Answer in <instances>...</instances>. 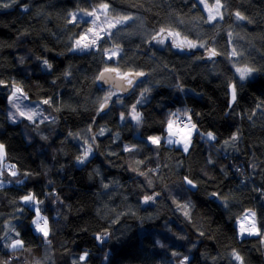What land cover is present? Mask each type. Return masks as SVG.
<instances>
[{
    "label": "trees",
    "instance_id": "1",
    "mask_svg": "<svg viewBox=\"0 0 264 264\" xmlns=\"http://www.w3.org/2000/svg\"><path fill=\"white\" fill-rule=\"evenodd\" d=\"M102 4H108L106 17L130 19L109 28L112 35L91 50L73 51L90 24L72 22L69 14ZM221 4L223 19L209 21L199 0H0V143L8 165L19 170L12 177L7 168L2 177L0 264H239L234 252L244 264H264V105L257 107L264 100V0ZM161 29L213 47L221 57L180 50L171 36L158 44L153 36H168ZM236 65L261 71L243 89L237 83L233 103L228 93ZM106 67L145 75L125 94L100 84ZM16 84L30 101H51L41 103L46 119L8 123ZM133 105L140 125L131 118ZM176 109L188 110L197 127L188 152L148 139L168 132ZM28 124L48 139L29 130L26 143ZM85 141L93 153L79 164L74 158ZM45 166L52 169L47 178ZM29 193L43 201L38 207L48 218V240L32 224L36 206L21 199ZM247 210L255 211L262 235H240L236 222ZM17 239L22 249L7 247Z\"/></svg>",
    "mask_w": 264,
    "mask_h": 264
},
{
    "label": "snow or ice",
    "instance_id": "2",
    "mask_svg": "<svg viewBox=\"0 0 264 264\" xmlns=\"http://www.w3.org/2000/svg\"><path fill=\"white\" fill-rule=\"evenodd\" d=\"M200 2L202 4H205V0H200ZM3 7H10L9 4H4ZM205 7L207 8L208 6L205 4ZM215 9H216V14L213 15L212 14V8H208L209 11V21H215L217 19V17H219L220 19H223V15L222 13L219 11L222 7L223 4H221V0H215V5H214ZM101 8L104 10L108 9V4H102ZM71 17V21L75 22L76 21V17H77V13L73 12L69 14ZM86 16H90V17H94L93 20H91L92 24H96V20L98 19V17L96 16V12L92 11V12H86L85 13ZM237 19H244V17H242L240 15L239 12H237L236 14ZM130 19V17H121L119 19L116 20L115 23H110L109 27H116L117 24H122L124 23L126 20ZM88 33H93V38L88 41V37H87V33H85V35L81 36L79 39L75 40V47L72 49L73 51L79 50V51H85V50H91L93 47L97 46L98 41L103 39L104 37L100 36L99 33H96L94 31V29L89 28L87 30ZM167 32L168 36L171 37H175V36H179V33H174L171 31H168L167 29H161V33ZM105 35L106 36H111L112 33L105 31ZM166 38H161V39H157L156 36L152 37V40L155 41L158 44H164ZM88 41V42H85ZM151 43V41H149ZM172 45L178 49L183 50L184 48H188V49H192V48H205V50L208 53L207 58L209 60H213L214 57H216L217 55H219V53L216 51L215 48H208L206 47L204 44H197L191 40H187L185 38V40L183 41H177L176 39L172 40ZM104 51H108L107 49H104ZM117 55L116 51L112 52V55L108 57V59H112L114 56ZM231 57H236L238 55L237 51L235 49H232L231 51ZM44 65L47 68H51L52 65L49 64V62L47 60L43 61ZM261 71L260 69H255L253 67L250 66H242V67H236L235 68V74H234V81L233 83H231L229 85V96H230V101L235 103L237 100V95H238V87H237V83H239V89H243L245 84V81H248L255 72ZM117 73V75H120L119 73V69L117 68H109L106 67L104 69V73ZM104 73H101L100 76L98 77L99 80H104ZM65 75H68V73L66 72ZM130 74L125 73L123 74L122 78L127 79V77ZM137 76H144L145 73L143 72H139L136 73ZM238 78V79H237ZM3 81H0V84H3ZM127 83L129 85L132 84V80L131 79H127ZM13 91L10 94L9 97V103L16 109V112L19 114L20 117H24L29 121L35 122V117L37 115H40L38 110H21V104L19 103V101L23 98V99H27V94L24 92L23 88L16 84L13 85ZM146 92L148 91L147 89L145 90ZM112 92H109V97L112 95ZM143 95V94H142ZM109 97H105V104L101 105L100 110L103 111L104 107L106 106L107 100L109 99ZM142 101H137V103H141ZM40 103L43 104H51V101L49 99H44L43 101H40ZM264 105V100L260 101V104L257 105V107H260ZM59 110V109H57ZM184 115L188 116V120L187 123H185L183 125V128H180L177 126V122L175 119H169L168 121V136L169 139L167 140V142L169 144H172L174 141L173 139H171V137L174 136H178L179 139L175 141V143L182 145L183 147V151L184 152H188L189 151V147H190V143H191V137L193 135L194 132L197 131V127L196 124L192 122V117L190 115H188V110H185ZM171 116L175 117L177 116V113H171ZM131 118L133 120L136 121L137 125H140L142 123V117L141 114L137 112L135 105H133L132 110H131ZM10 119L15 120V114H13ZM42 119H46L44 117H42ZM121 119H125V117L122 115ZM104 129L100 130V135H104ZM207 138L209 140H215L216 137L212 132H208L207 134ZM149 141L154 144V145H159L161 142V137L159 136H150L148 137ZM239 139V134L237 133V135L232 137V141L235 142L236 140ZM86 143V147L83 150L82 155H80L78 157V162L81 164L86 163V161L88 160L89 156L93 153V145L90 143H87V141H85ZM225 143H228L227 141ZM126 151H133V148L130 147H126L125 148ZM7 152L5 149V145L3 143H0V160H2L4 157H6ZM138 163H142V162H138ZM0 174H2V170H0ZM141 175H145V173H140ZM9 175H11L12 177H15L17 175L16 171H13L12 168L10 167V171H9ZM25 175H28V173H25ZM185 182L187 185L191 186V187H196V185L194 184V182L189 179L188 177L184 178ZM16 183H22L21 181H15ZM3 181H0V187L3 186ZM151 183V181L149 182ZM105 187H107V185H105ZM22 201L25 204H31L35 207V219L32 221V224L36 230V232L40 233L42 235V237L44 239H47V237L49 236V223H48V218L46 216H42L40 209L38 207L39 204L43 203V201H40L37 199L36 195L34 193H29L27 195H24L23 197H21ZM156 199L155 195H147L144 197V202L148 203L151 201H154ZM182 207H187L186 205L182 206ZM188 213H185V215H187ZM255 216L256 213L255 212H251L250 216L248 214L245 215L244 220H249L250 223L248 224V226H245V224L242 222L240 225V235L243 236L244 234H248V235H262L260 229L257 227L256 222H255ZM17 236H19V233H16ZM107 235L102 234V237ZM50 243V241H48ZM7 247H9L12 250H17V249H22L24 247V241L17 239L14 240L12 243L8 244ZM233 257L235 258L236 261L239 262V264H244V259L243 257L239 254V253H232ZM81 260L85 259L84 256L80 257ZM3 264H9L8 261H4Z\"/></svg>",
    "mask_w": 264,
    "mask_h": 264
},
{
    "label": "rangeland",
    "instance_id": "3",
    "mask_svg": "<svg viewBox=\"0 0 264 264\" xmlns=\"http://www.w3.org/2000/svg\"><path fill=\"white\" fill-rule=\"evenodd\" d=\"M199 2H200V0H199ZM201 3V2H200ZM202 4V3H201ZM205 4L208 6L207 8L205 7ZM205 4H202V6L205 8V10L207 11V14H208V16H209V11H208V8H212V14L213 15H215L216 14V9H215V7H214V5H215V0H205ZM101 7H96V8H92V9H90V10H80V9H74L71 13H73V12H75V13H77V17H76V21L75 22H77V21H84V22H89V27H88V29L89 28H92V29H94V31L96 32V33H99L100 34V36H102V34H104L103 35V37L104 36H106L105 35V31H108V29L110 28L109 27V24L110 23H115L116 22V20L117 19H119V18H113V17H106L104 14H103V11H105L104 9H100ZM92 11H95L96 12V16L98 17V19L96 20V24H92L91 23V20H93L94 19V17H90V16H86L85 15V13L86 12H92ZM221 13H222V11H221V9L219 10ZM217 19H220L219 17H217ZM126 22V21H125ZM85 33H87V37H88V41H90L92 38H93V33H88L87 32V30H86V32ZM85 33H84V35H85ZM161 38H164V36H161L160 37V39ZM165 38H169V36H166ZM174 39H176L177 41H183V40H185V38H183V37H180V36H175L174 37ZM88 41H85V42H88ZM191 41H193V40H191ZM193 42H195V43H197V44H200L199 42H197V41H193ZM205 45V44H204ZM206 47H208V45H205ZM197 48H200V47H197ZM197 48H192V49H188V48H184L183 50H193V49H197ZM117 48H115L114 50H110V52H109V55L111 56L112 55V52L113 51H116L117 53H118V51L116 50ZM202 50H205V48H201ZM181 50V49H180ZM243 65H236L235 67H234V71H235V68L236 67H242ZM245 66V65H244ZM46 67V66H45ZM47 68V67H46ZM47 69H50V68H47ZM124 74V73H123ZM123 74H121L120 73V75H123ZM253 76H254V74H253ZM252 76V77H253ZM251 77V78H252ZM12 91H13V88H12ZM10 97V96H9ZM19 103L21 104V107L22 108H32L33 110H38L39 111V113H40V115H37L35 118H37V117H44V113L42 112V108H41V103L39 102V101H30V100H28V98L27 99H21L20 101H19ZM183 109H185V108H183ZM183 109H176L175 110V113H177V116H175V120H176V122H177V126L178 127H180V128H183L182 127V125L180 124V122H178V120H177V118L178 117H180L181 115H184V113H185V111L183 112L182 110ZM7 110H8V113L9 112H14L15 111V109H13L12 107H11V104L9 103V99H8V107H7ZM186 116V115H185ZM21 118H23V117H20V119ZM187 118H188V116H187ZM180 119V118H179ZM192 122H193V120H192ZM194 123V122H193ZM153 136H159V137H161V140H165L166 142H167V140L169 139V136H168V132H166L164 135H153ZM193 136V135H192ZM171 139H173V143L172 144H175V145H177V146H180V144H177V143H175V141L176 140H178L179 139V137L178 136H174V137H171ZM191 140H192V137H191ZM168 143V142H167ZM169 144V143H168ZM172 144H170V145H172ZM182 146V145H181ZM3 164H9V162L7 161V159H6V157H4L2 160H0V165H3ZM153 195H155V197H156V194H153ZM142 201H143V203L144 204H148V203H150V202H148V203H145L144 202V198L142 199ZM151 202H153V201H151ZM251 212L252 211H245L241 216H240V218L237 220V225L239 226V229H240V225H241V223L243 222L244 224H245V226H248V224L250 223V221L249 220H244V217H245V215L246 214H248L249 216H250V214H251ZM255 219V222H256V225H257V221H256V218H254ZM257 227H258V225H257ZM240 232V231H239ZM245 235H248V234H245ZM244 236V235H243ZM45 240H48V239H45ZM82 255L84 256L85 255V257H86V255H87V253H86V251H83L82 252Z\"/></svg>",
    "mask_w": 264,
    "mask_h": 264
},
{
    "label": "clouds",
    "instance_id": "4",
    "mask_svg": "<svg viewBox=\"0 0 264 264\" xmlns=\"http://www.w3.org/2000/svg\"><path fill=\"white\" fill-rule=\"evenodd\" d=\"M20 63L21 64H23L24 63V60H23V58L21 59V61H20ZM44 64V63H43ZM0 81H2V80H0ZM4 82V81H3ZM121 92V91H120ZM28 98V97H27ZM11 107L13 108V109H15L12 105H11ZM21 110H33L32 108H22L21 107ZM13 114H15V120H13V119H10V117L13 115ZM7 121H8V123L9 124H12L13 126H15L17 123H20L21 121H20V116H19V114L16 112V109H15V111L14 112H9L8 114H7ZM33 124L35 123V122H32ZM55 123H56V120L55 119H53L52 120V124L53 125H55ZM0 127H3V125H0ZM29 130H31V131H34V132H37L39 135H40V137H41V139L42 140H47L48 139V136H46V135H44V133L42 132V131H40L39 130V128H32L31 127V124H28V125H24V127L22 128V133H23V135H24V138H25V142L26 143H30L31 142V136H30V134H29ZM80 155H77L74 159L78 162V157H79ZM54 159H55V157H53ZM79 163V162H78ZM79 164H81V163H79ZM12 168V170L13 171H16V173L18 174V172H19V170L17 169V168H15V166H13V165H7V164H3V165H0V170H2V174H0V181H3V179H2V177H4L5 175H7V172L5 171V169H7V168ZM63 165H61L60 166V169L59 170H62L63 169ZM52 171V169L50 168V167H47V166H45V170H44V176L47 178L48 176H49V173ZM25 175V174H24ZM29 175V174H28ZM17 176V175H16ZM15 176V177H16ZM16 181H21L22 183H23V181L22 180H19V179H17ZM48 182L49 183H53V181L51 180V179H49L48 180ZM19 184V183H18Z\"/></svg>",
    "mask_w": 264,
    "mask_h": 264
},
{
    "label": "water",
    "instance_id": "5",
    "mask_svg": "<svg viewBox=\"0 0 264 264\" xmlns=\"http://www.w3.org/2000/svg\"><path fill=\"white\" fill-rule=\"evenodd\" d=\"M208 48H213V47H208ZM203 54H204V59H208L207 58L208 53L206 50H204ZM219 57H221L220 53L214 58H219ZM101 73H104V70ZM136 73H139V72H134V71L128 72V74L130 75L127 77V79L132 80L131 85L127 83V79L122 78L123 75H117V73H112V72L104 73V80H99V82L103 87H112L113 89L119 90L122 93L128 94L133 90L134 84H136L138 80L141 78V76H137ZM4 88H6V86H3V89ZM107 107H108V104H106L103 110H106Z\"/></svg>",
    "mask_w": 264,
    "mask_h": 264
},
{
    "label": "built area",
    "instance_id": "6",
    "mask_svg": "<svg viewBox=\"0 0 264 264\" xmlns=\"http://www.w3.org/2000/svg\"><path fill=\"white\" fill-rule=\"evenodd\" d=\"M180 118V119H179ZM178 119H179V122H180V124L183 126L185 123H187V120H188V118H187V116H185V115H183V116H181V117H179Z\"/></svg>",
    "mask_w": 264,
    "mask_h": 264
},
{
    "label": "crops",
    "instance_id": "7",
    "mask_svg": "<svg viewBox=\"0 0 264 264\" xmlns=\"http://www.w3.org/2000/svg\"><path fill=\"white\" fill-rule=\"evenodd\" d=\"M248 211H252V212H255V211H253V210H248ZM255 218H256V216H255ZM256 221H257V218H256ZM238 226V225H237ZM238 229H239V226H238ZM239 231H240V229H239ZM245 235V234H244Z\"/></svg>",
    "mask_w": 264,
    "mask_h": 264
}]
</instances>
